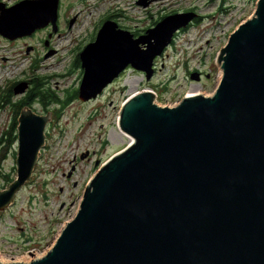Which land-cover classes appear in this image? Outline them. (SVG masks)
I'll return each instance as SVG.
<instances>
[{
    "label": "water",
    "instance_id": "obj_1",
    "mask_svg": "<svg viewBox=\"0 0 264 264\" xmlns=\"http://www.w3.org/2000/svg\"><path fill=\"white\" fill-rule=\"evenodd\" d=\"M58 4L0 3V36L13 41L47 26L56 32ZM196 18L168 15L138 37L104 22L78 54V99L96 98L128 67L149 81L154 60ZM216 59L221 78L211 96L186 95L172 107L157 105L149 90L126 99L118 127L129 144L99 166L46 253L6 264H264V0ZM28 88L21 81L12 93ZM49 116L20 111L16 178L0 190V213L30 179Z\"/></svg>",
    "mask_w": 264,
    "mask_h": 264
},
{
    "label": "rangeland",
    "instance_id": "obj_2",
    "mask_svg": "<svg viewBox=\"0 0 264 264\" xmlns=\"http://www.w3.org/2000/svg\"><path fill=\"white\" fill-rule=\"evenodd\" d=\"M20 1L0 3L9 8ZM137 1L59 0L56 32L47 26L13 41L0 36V139L13 122L12 107L3 99L14 83L25 81L29 88L18 96L11 91L12 103L27 96L34 78L61 101L45 108L35 100L29 107L40 116L50 112V121L30 179L16 194L14 203L0 213V263L33 260L53 246L65 224L75 216L83 190L96 170L129 144L130 139L118 127V116L131 95L149 90L156 94L157 105L172 107L188 94H213L221 78L217 54L234 29L251 17L257 2L146 0V7H142ZM186 12L197 14L199 22L193 21L177 34L163 58L154 62L155 72L149 81L128 67L96 98L85 102L78 99L82 77L78 54L94 40L104 22L114 21L136 37L163 17ZM70 19L74 23L68 27ZM48 51L53 54L45 57ZM197 69L206 71L210 79L201 84L190 81L187 73ZM3 146L0 142L1 166L15 179L17 144L7 148L5 154Z\"/></svg>",
    "mask_w": 264,
    "mask_h": 264
},
{
    "label": "trees",
    "instance_id": "obj_3",
    "mask_svg": "<svg viewBox=\"0 0 264 264\" xmlns=\"http://www.w3.org/2000/svg\"><path fill=\"white\" fill-rule=\"evenodd\" d=\"M198 22H199V20L195 21L196 24ZM155 23L156 22H154L152 25H155ZM136 37H138V36H136ZM40 81H41L40 79L38 80V78H34L32 80V88L30 89L29 93L27 94L26 97L22 98L20 101H16L14 103H12L10 101V96H11V91H12L11 87L7 90V94L4 96L3 102L6 105H11L13 113H14L13 122H12V124L10 126V131L4 135L5 136L4 138L0 139V142L4 144V146L2 147V149L4 151V154H5L7 148H10L12 145L16 144V142H17V137H16L17 122L16 121H17V118L19 116L20 111L24 107H28L29 108L30 105L33 102H35V100H39V102L45 108L51 103H53V104L61 103V101L58 99L57 96H55L54 94H48L47 91H49V90L46 91V90H44L42 88V85H41ZM14 84H16V83H14ZM14 84H13V86H14ZM66 103L67 102H65L63 104H66ZM59 112L60 111L57 110V115L59 114ZM47 114H48V111L46 112V115ZM0 161H1V157H0ZM13 171H14V168H13L12 172ZM13 180L14 179H12L10 172L9 173H5L3 171V167L1 166V163H0V187L2 189H4L5 186L8 187V185Z\"/></svg>",
    "mask_w": 264,
    "mask_h": 264
},
{
    "label": "flooded vegetation",
    "instance_id": "obj_4",
    "mask_svg": "<svg viewBox=\"0 0 264 264\" xmlns=\"http://www.w3.org/2000/svg\"><path fill=\"white\" fill-rule=\"evenodd\" d=\"M197 20H198V19L196 18L194 21H197ZM182 31H184V30H180L179 32H177V33L174 35V38L177 36L178 33L182 32ZM138 36H139V35H138ZM173 40H174V39H173ZM171 45H173V41H172ZM171 45H170V46H171ZM49 49H50V48H49ZM166 50H167V49L164 50V53L166 52ZM162 55H163V54H162ZM162 55H161L160 57L156 58V59L154 60V62H156L158 59H162V58H163ZM154 70H155V67H154ZM154 72H155V71H154ZM194 72H196V73L199 74V78H200V80H199L198 82H200V84H201L204 80H209V79H210V75L207 74L206 71H201V70L197 69V70H190V71L187 73V77H188L189 80H190V75H191L192 73H194ZM190 81H192V80H190ZM28 84H29V83H28ZM163 89H166V87L164 86Z\"/></svg>",
    "mask_w": 264,
    "mask_h": 264
},
{
    "label": "bare ground",
    "instance_id": "obj_5",
    "mask_svg": "<svg viewBox=\"0 0 264 264\" xmlns=\"http://www.w3.org/2000/svg\"><path fill=\"white\" fill-rule=\"evenodd\" d=\"M196 89H192V91H195ZM189 95V94H188ZM189 96H191V95H189ZM37 259V258H36ZM30 259H28V260H23V262L25 261V262H27V261H29Z\"/></svg>",
    "mask_w": 264,
    "mask_h": 264
}]
</instances>
